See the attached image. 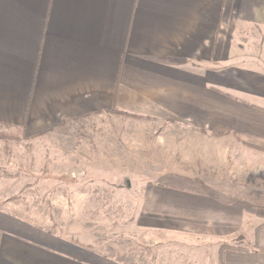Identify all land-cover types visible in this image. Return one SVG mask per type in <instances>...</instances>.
Segmentation results:
<instances>
[{
	"label": "crops",
	"instance_id": "obj_1",
	"mask_svg": "<svg viewBox=\"0 0 264 264\" xmlns=\"http://www.w3.org/2000/svg\"><path fill=\"white\" fill-rule=\"evenodd\" d=\"M124 115L171 153L178 141L182 162L207 147L235 180L260 182L264 0H0V133L82 124L81 144L114 147L97 156L116 160ZM149 186L138 227L154 244L179 238L214 248L217 264H264V227L252 233L244 206ZM59 238L0 208V264H121Z\"/></svg>",
	"mask_w": 264,
	"mask_h": 264
},
{
	"label": "rangeland",
	"instance_id": "obj_2",
	"mask_svg": "<svg viewBox=\"0 0 264 264\" xmlns=\"http://www.w3.org/2000/svg\"><path fill=\"white\" fill-rule=\"evenodd\" d=\"M128 116L124 115V143L118 147L122 155L116 160L107 155L112 157L109 161H101L97 154L114 152V147L81 144L82 137L89 136L82 124L39 136L0 133V208L121 264H217L212 247L202 255L179 238L154 244L157 238L138 227L151 184L210 190L245 207L252 233L264 227V209H257L264 208V178L258 182L244 173L236 181L228 172L230 163L206 155L207 147L204 156L194 160L190 155L191 161L182 162L178 141L171 153V146L164 141L154 144L146 135L150 131L135 126L138 121ZM93 125L95 121L85 126Z\"/></svg>",
	"mask_w": 264,
	"mask_h": 264
},
{
	"label": "trees",
	"instance_id": "obj_3",
	"mask_svg": "<svg viewBox=\"0 0 264 264\" xmlns=\"http://www.w3.org/2000/svg\"><path fill=\"white\" fill-rule=\"evenodd\" d=\"M39 135H41V133H39V134H37V135H34V136H39ZM33 137V136H32ZM223 247L224 248H229V247H227V246H222V249H223Z\"/></svg>",
	"mask_w": 264,
	"mask_h": 264
}]
</instances>
